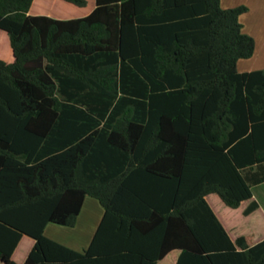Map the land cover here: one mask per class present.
<instances>
[{
    "label": "trees",
    "instance_id": "16d2710c",
    "mask_svg": "<svg viewBox=\"0 0 264 264\" xmlns=\"http://www.w3.org/2000/svg\"><path fill=\"white\" fill-rule=\"evenodd\" d=\"M34 2L0 0V264H18L24 237L21 264H158L175 250L176 264H264V240L236 252L227 235L264 222V69H237L255 49L248 9L95 0L57 19L30 15ZM210 196L236 211L230 227ZM86 197L103 215L84 250L45 237L74 227Z\"/></svg>",
    "mask_w": 264,
    "mask_h": 264
},
{
    "label": "crops",
    "instance_id": "0c3cea01",
    "mask_svg": "<svg viewBox=\"0 0 264 264\" xmlns=\"http://www.w3.org/2000/svg\"><path fill=\"white\" fill-rule=\"evenodd\" d=\"M245 3H248L246 4L248 6H245L248 7L247 8L248 11L239 18V22L243 27V33L253 38L255 43V49L251 58L246 60H241L237 63V69L239 72H251V71L264 69L263 67L264 66V0H246V2L245 1L243 2V0H220V5L221 8L223 9H230L232 7L243 6L245 5ZM34 4L32 5V7L35 6ZM223 4L229 6L222 7ZM252 4H254V8H252ZM0 59L7 63H10L12 61V55L11 53L9 54V57L8 55H2L0 56ZM209 198L211 199V200L208 199L210 205L212 204L211 202H214V208L217 209L215 211L218 218L222 221V223L223 220H225L226 222H224V224L230 227L229 223L231 222L230 221L231 219L229 216H231L232 214L236 215L237 214L236 211H229L228 209L223 207V205L214 197L210 196ZM258 205L260 207L259 203ZM87 211L93 214V220L89 216H84V222L79 229L78 227L79 219L81 218L83 212H85L86 215ZM102 215H103V209L98 203V201L93 198L86 197L83 202L80 214L77 218V223L75 224V227H72L69 231L63 230L62 233H54L57 231L52 227H49L51 224H47L44 229V235L50 240L60 243L68 248H69L68 245H71V244H67L69 243L68 241H74V243H76V241L78 243L81 242V247H87L95 233V230L102 218ZM258 218H259L258 219L259 222H257L258 224L254 227L257 228L256 230H254L255 231L254 233L250 231L252 229L250 230L247 229L248 232L243 231L242 230L243 227L238 229H236L235 227H233L232 229L230 228L231 231L234 230L236 231V233H231V231H229V229L226 227L230 232L227 233V235L230 241L235 245L236 252L246 251L248 248L255 246L256 244L264 240V232H262V229L264 228V222L260 219V217ZM76 229L79 230L76 231L75 233H72ZM48 230H51L52 233H47ZM205 234L204 236L211 235V233H205ZM71 237H73L76 240L71 239ZM238 238H243V242L240 245L235 244V241ZM32 245H33L32 240L26 237L22 238L17 249L13 254V260L16 263L21 264L24 261ZM81 249H85V248H81ZM178 255H179L178 251L176 250L172 251L169 254H167L160 262H158V264H176Z\"/></svg>",
    "mask_w": 264,
    "mask_h": 264
},
{
    "label": "rangeland",
    "instance_id": "374dc122",
    "mask_svg": "<svg viewBox=\"0 0 264 264\" xmlns=\"http://www.w3.org/2000/svg\"><path fill=\"white\" fill-rule=\"evenodd\" d=\"M35 1H36L34 4L35 6L31 7V10H30V15H32V16L48 15V16H51V17L57 18V19H73V18H80V17L87 15L93 9L95 0H87L88 5L86 8H83V9L74 7V6L67 4V3H64L61 0H35ZM244 1L246 2V0H243V2ZM227 3H230V2H227ZM246 4H248V3H245V5H243V6H248ZM224 6L227 7L229 5L223 4L222 7H224ZM232 8H236V7H232ZM246 8H248V7H246ZM252 8H254V4H252ZM36 12H39V13H36ZM9 54H10V47H9L8 39L2 32H0V56L8 55V57H9ZM253 194H254V199L257 200V202L260 204V210L263 211V213H264V184H261L259 186L254 187L253 188ZM84 216H89L93 220V214L91 212L87 211L86 215H85V212H83L81 218L79 219V226H78L79 229L84 222ZM250 222H252V220H248L249 224H250ZM95 225H96V223H95ZM251 225H252V223L250 224V226ZM252 226L254 227V226H256V224L252 225ZM49 227H52L53 229H55L57 231L54 233H62L63 230L69 231L72 228V227L58 226V225H53V224H51ZM79 229H76L72 233H75ZM47 233H52V232H51V230H48ZM71 239L76 240L73 237H71ZM68 240H70V239H68ZM68 242L69 243H67V244H71L68 246L72 250L81 252L82 250H84L81 248H86V247H81V242L80 243H78L77 241H76V243H74V241H68Z\"/></svg>",
    "mask_w": 264,
    "mask_h": 264
}]
</instances>
